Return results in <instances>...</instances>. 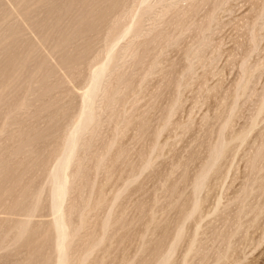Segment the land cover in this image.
Masks as SVG:
<instances>
[{"label":"rangeland","instance_id":"obj_1","mask_svg":"<svg viewBox=\"0 0 264 264\" xmlns=\"http://www.w3.org/2000/svg\"><path fill=\"white\" fill-rule=\"evenodd\" d=\"M263 88L264 0H0V264H264Z\"/></svg>","mask_w":264,"mask_h":264},{"label":"bare ground","instance_id":"obj_2","mask_svg":"<svg viewBox=\"0 0 264 264\" xmlns=\"http://www.w3.org/2000/svg\"><path fill=\"white\" fill-rule=\"evenodd\" d=\"M114 2H115V1H114ZM110 8H111V7H110ZM113 8H114V7H113ZM214 18H215V17H214ZM213 21H214V20H213ZM197 23H199V22H197ZM165 37H166V36H165ZM63 42H64V41H63ZM58 49H60V47H59ZM58 51H59V50H58ZM242 87H243V86H242ZM263 89H264V88H263ZM261 92H262V91H261ZM209 93H211V92H209ZM263 94H264V93H263ZM262 100H264L263 97L261 98V101H262ZM260 104L262 105V103H260ZM261 105H259V106L261 107ZM260 109H261V108H260ZM258 111L260 112V110H258ZM219 112H220V111H219ZM255 113H257V111H256ZM257 115H258V113H257ZM257 115H256V116H257ZM252 116H253V115H252ZM226 117H227V116H226ZM229 117H230V116H229ZM255 118H256V117H255ZM256 119H257V118H256ZM254 120H255V119H254ZM254 120H253V122L255 123ZM228 121H229V120H228ZM225 122H227V119H226ZM225 122H223V123L225 124ZM230 123H231V122H230ZM249 123H251V122H249ZM254 123H253V126H254ZM186 124H187V123H186ZM225 125H226V124H225ZM226 126H227V125H226ZM228 126H229V125H228ZM253 126H251V127H253ZM223 127H225V126L223 125ZM223 127H222V129H223ZM226 128H227V127H226ZM257 128H258V127H257ZM185 129H186V128H185ZM224 129H225V128H224ZM242 129H243V128H242ZM255 129H256V128H255ZM222 131H223V130H222ZM226 131H227V130H226ZM33 132H34V131H33ZM263 132H264V131H263ZM225 133H226V132H225ZM225 133H224V134H225ZM227 133H228V132H227ZM69 134H70V133H69ZM72 134H73V133H72ZM234 134H235V133H234ZM220 135H221V134H220ZM220 135H219V136H220ZM231 135H233V134H231ZM246 136H248V132H247V135H246ZM259 136H260V135H259ZM15 137H16V136H15ZM231 137H232V136H231ZM218 138H219V137H218ZM232 138H234V136H233ZM246 138H247V137H246ZM216 139H217V138H216ZM224 139H225V138H224ZM230 139H231V138H230ZM234 139H235V138H234ZM234 139H233V140H234ZM226 140H227V139H226ZM64 141H65V140H64ZM224 141H225V140H224ZM229 141H230V140H229ZM231 141H232V140H231ZM231 141H230V143L232 144L233 141H232V142H231ZM246 141H247V140H246ZM259 141H260V140H259ZM227 142H228V140H227ZM64 143H65V142H64ZM235 143H236V142H235ZM237 143H238V142H237ZM240 143H241V142H240ZM263 143H264V142H263ZM221 144H222V143H221ZM243 144H244V143H243ZM217 145H219V144L217 143L216 146H217ZM236 145H237V144H236ZM241 145H242V144H241ZM256 145H257V144H256ZM225 146H226V144H225ZM227 146H228V144H227ZM227 146H226V147H227ZM233 146H234V144H233ZM223 147H224V146H223ZM252 147H253V146H252ZM224 148H225V147H224ZM58 150H59V149H58ZM220 150H221V149H220ZM224 151H225V149H224ZM227 151H228V149H227ZM58 152H59V151H58ZM214 152H215V145H214ZM219 153H220V152H219ZM253 153H255V152H253ZM256 153H257V152H256ZM213 154H214V153H213ZM213 154H212V155H213ZM225 154H226V153H225ZM248 155H249V154H248ZM254 155H255V154H254ZM254 155H252V157H253ZM215 156H216V152H215ZM67 157H68V156H67ZM213 158H214V157H213ZM227 158H228V157H227ZM248 158H249V157H248ZM248 158H247V159H248ZM250 158H251V157H250ZM4 159H5V158H4ZM256 159H257V156H256ZM256 159H255V161H256ZM252 160H254V159L252 158ZM252 160H251V161H252ZM257 160H258V159H257ZM33 161H34V160H33ZM214 161H215V160H214ZM245 161H246V160H245ZM16 162H17V161H16ZM211 162L213 163V159H212ZM248 162H249V161H248ZM250 163H251V162H250ZM253 163H254V161H253ZM247 164H248V163H247ZM251 164H252V163H251ZM24 165H25V164H24ZM29 165H30V164H29ZM249 165H250V164H249ZM253 166H254V164H253ZM263 168H264V167H263ZM263 168H262V169H263ZM64 171H65V170H64ZM81 171H82V170H81ZM248 171H249V169H248ZM259 171H261L260 168H259ZM259 171H258V172H259ZM263 171H264V170H263ZM249 172H250V171H249ZM249 172H248V173H249ZM254 172H257V171H254ZM205 176H206V174H205ZM257 177H258V176H257ZM257 177H256V178H257ZM129 178H130V177H129ZM260 178L263 179V177H260ZM257 179H258V178H257ZM133 180H134V179H133ZM251 181H252V180H251ZM251 181H250V182H251ZM253 181H255V180H253ZM256 181H257V180H256ZM244 182H245V181H244ZM252 183H253V182H252ZM250 184H251V183H250ZM261 184H263V183H261ZM257 185H258V184H257ZM259 185H260V183H259ZM263 185H264V184H263ZM247 186H248V184H247ZM254 186H255V184H254ZM251 187H252V186H251ZM260 187L264 188V186H260ZM245 188H246V186L243 188V190H244ZM247 188H248V187H247ZM249 188H250V187H249ZM258 189H259V188H257L256 190H258ZM251 190H252V188H251ZM251 190H250V191H251ZM244 191H245V190H244ZM261 191H262V190H261ZM262 192H263V191H262ZM262 192H261V193H262ZM74 193H75V192H74ZM243 193H244V192H243ZM251 193H252V192H251ZM253 193H255V192H253ZM248 194L250 195V193H248ZM262 194H263V193H262ZM79 195H80V194H79ZM69 196H70V195H69ZM243 196H244V195H243ZM246 196H247V198L249 197L248 195H246ZM246 196H245V197H246ZM251 196H252V195H251ZM257 196H258V195H257ZM247 198L244 199V201H246V203H247ZM241 199H243V198H241ZM241 199H240V200H241ZM241 201H242V200H241ZM74 202H75V201H74ZM242 202H243V201H242ZM243 203H244V202H243ZM74 204H75V203H74ZM74 204H73V205H74ZM241 204H242V203H241ZM77 206H78V205H77ZM241 206H242V205H241ZM241 206H240V207H241ZM243 206H246V205L243 204ZM248 206H249V205H248ZM75 207H76V206H75ZM240 207H239V210L241 209ZM35 209H36V208H35ZM67 209H68V208H67ZM67 209H66V210H67ZM77 209H78V208H77ZM239 210H238V211H239ZM241 210H242V212H243V210H245V209L242 208ZM241 210H240L239 212H241ZM249 210H250V209H249ZM257 210H258V209H257ZM69 211H71V210H69ZM73 212H74V211H73ZM242 212H241V214H242ZM237 213H238V212H237ZM238 214L240 215V213H238ZM238 214H237V215H238ZM249 214H250V213H249ZM180 215H181V214H180ZM64 216H65V215H64ZM67 216H68V215H67ZM190 216H191V215H190ZM240 216H241V215H240ZM248 216H249V215H248ZM252 216H253V215H252ZM249 217H250V216H249ZM179 218H180V217H179ZM237 218H239V217H237ZM237 218H236V220H238ZM244 218H245V217H244ZM253 218L255 219L256 216H254ZM7 221H8V220H7ZM68 221H69V220H68ZM70 221H71V220H70ZM96 221H97V220H96ZM234 221H235V220H234ZM256 221H257V220H256ZM2 222H3V221H2ZM249 223H250V222H249ZM252 223L254 224V220L252 221ZM255 223H256V222H255ZM67 224H68V223H67ZM157 224H158V223H157ZM226 224H227V223H226ZM237 224H239V221H238ZM240 224H241V223H240ZM253 224H250L249 226L251 227V225H253ZM56 225H57V223H56ZM56 225H55V226H56ZM65 225H66V224H65ZM235 225H236V224H235ZM244 225H245V224H244ZM18 226H19V225H18ZM55 226H54V227H55ZM226 226H227V225H226ZM249 226H248V227H249ZM26 227H27V226H26ZM65 227H66V226H65ZM153 227L155 228V225H154ZM21 228H22V227H21ZM50 228H51V227H50ZM237 228H238V225H237ZM237 228H236V230H237ZM12 229H13V227H12ZM15 229H16V228H15ZM55 229H56V227H55ZM5 230H6V229H5ZM21 230H22V229H21ZM21 230H19V231H21ZM24 230H26V229H24ZM64 230H65V229H64ZM250 230H251V228H250ZM254 230H255V229H254ZM19 231H18V233H19ZM56 231H57V230H56ZM247 232H248V231H247ZM249 232H250V231H249ZM14 233H15V232H14ZM57 234H58V233H57ZM19 235H21V232H20ZM240 235H241V234H240ZM16 236H17V234H16ZM22 237H23V236H22ZM66 237H67V236H66ZM241 238H242V237H241ZM20 239H21V237H20ZM22 239H23V238H22ZM27 239H28V238H27ZM213 239H214V237H213ZM215 240H216V239H215ZM247 240H248V239H247ZM250 240H251V239H250ZM257 241H258V240H257ZM260 241H261V240H260ZM195 242H196V241H195ZM22 243H23V242H22ZM250 243H251V242H250ZM39 245H40V244H39ZM43 245H44V244H43ZM201 245H203V244H201ZM40 246H41V245H40ZM226 247H227V246H226ZM202 248H203V247H202ZM231 248H232V247H231ZM44 249H45V248H44ZM229 249H230V248H229ZM45 250H46V249H45ZM203 250H204V249H203ZM209 250H210V249H209ZM42 251H43V250H42ZM231 251H232V250H231ZM38 252H39V251H38ZM47 255H48V254H47ZM56 255H57V254H56ZM64 255H65V254H64ZM230 256H231V255H230ZM56 257H57V256H56ZM65 257H66V256H65ZM223 257H225V256H223ZM223 257H222V259H223ZM228 257H229V256H228ZM34 258H35V257H34ZM47 258H48V257H47ZM41 262H43V261H41ZM64 263H65V262H64Z\"/></svg>","mask_w":264,"mask_h":264}]
</instances>
